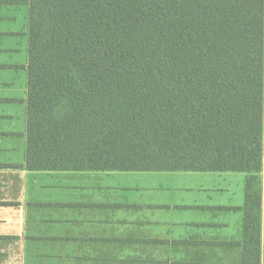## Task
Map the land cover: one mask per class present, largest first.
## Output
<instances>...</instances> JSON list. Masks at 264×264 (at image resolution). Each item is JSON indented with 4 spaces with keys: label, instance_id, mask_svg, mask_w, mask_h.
Masks as SVG:
<instances>
[{
    "label": "trees",
    "instance_id": "1",
    "mask_svg": "<svg viewBox=\"0 0 264 264\" xmlns=\"http://www.w3.org/2000/svg\"><path fill=\"white\" fill-rule=\"evenodd\" d=\"M27 6L29 171L243 172L260 264L264 0Z\"/></svg>",
    "mask_w": 264,
    "mask_h": 264
},
{
    "label": "crops",
    "instance_id": "2",
    "mask_svg": "<svg viewBox=\"0 0 264 264\" xmlns=\"http://www.w3.org/2000/svg\"><path fill=\"white\" fill-rule=\"evenodd\" d=\"M28 23L27 6L0 5V264L138 226L125 236L147 242V264H241L243 172L27 170ZM260 180L264 264V131Z\"/></svg>",
    "mask_w": 264,
    "mask_h": 264
},
{
    "label": "rangeland",
    "instance_id": "3",
    "mask_svg": "<svg viewBox=\"0 0 264 264\" xmlns=\"http://www.w3.org/2000/svg\"><path fill=\"white\" fill-rule=\"evenodd\" d=\"M144 231L146 229L138 226L129 233L139 235ZM129 233L120 234L114 228L109 232L107 239L104 233L102 237L94 235L96 239L87 242L64 239L55 242L54 248L43 246L29 251V256L22 258V264H147L148 245L143 246L147 242L143 240L133 242L125 236ZM46 243L51 244V242ZM134 243L142 247L135 249ZM135 253L140 254L139 257H134Z\"/></svg>",
    "mask_w": 264,
    "mask_h": 264
}]
</instances>
